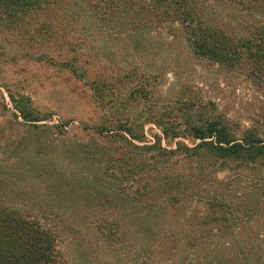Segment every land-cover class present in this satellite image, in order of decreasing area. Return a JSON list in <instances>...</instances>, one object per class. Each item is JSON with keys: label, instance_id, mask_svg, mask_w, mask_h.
Here are the masks:
<instances>
[{"label": "trees", "instance_id": "16d2710c", "mask_svg": "<svg viewBox=\"0 0 264 264\" xmlns=\"http://www.w3.org/2000/svg\"><path fill=\"white\" fill-rule=\"evenodd\" d=\"M80 20L94 35L165 34L196 58L264 66V0H0L1 53L48 57ZM56 63L87 80L71 60ZM88 82L100 96L110 85ZM1 87L0 264H264V180L217 176L263 166L264 136L212 118L190 126L197 144L167 148L126 114L77 139Z\"/></svg>", "mask_w": 264, "mask_h": 264}, {"label": "rangeland", "instance_id": "374dc122", "mask_svg": "<svg viewBox=\"0 0 264 264\" xmlns=\"http://www.w3.org/2000/svg\"><path fill=\"white\" fill-rule=\"evenodd\" d=\"M81 24H67L63 38L49 44L48 57L5 61L0 49V90L5 94L1 85L9 82L29 96L42 118L37 123H64L69 137L88 140L97 124L129 114L138 119L133 123L140 124L147 143L159 137L167 148L178 141L194 146L199 139L190 126L212 118L236 135L251 130L264 136V66H226L196 58L179 38L165 34L94 35ZM66 58L87 80L56 63ZM138 66L144 74L158 75L144 79ZM134 67V76L116 80L122 70ZM94 76L108 79L103 96L88 82ZM229 172L217 176L230 174L245 187L264 180L260 162Z\"/></svg>", "mask_w": 264, "mask_h": 264}]
</instances>
